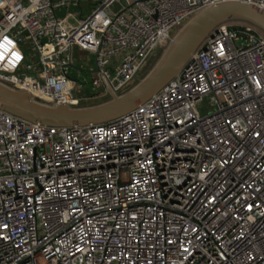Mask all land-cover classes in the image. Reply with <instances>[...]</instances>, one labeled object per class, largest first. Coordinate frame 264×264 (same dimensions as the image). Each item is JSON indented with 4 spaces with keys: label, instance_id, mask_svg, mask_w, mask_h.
I'll use <instances>...</instances> for the list:
<instances>
[{
    "label": "built area",
    "instance_id": "built-area-1",
    "mask_svg": "<svg viewBox=\"0 0 264 264\" xmlns=\"http://www.w3.org/2000/svg\"><path fill=\"white\" fill-rule=\"evenodd\" d=\"M227 1L264 10L0 0V81L75 106L108 95L103 78L124 92L179 27ZM76 47L97 56L91 95L67 76ZM0 264H264V34L219 26L158 93L106 122L59 127L0 107Z\"/></svg>",
    "mask_w": 264,
    "mask_h": 264
},
{
    "label": "water",
    "instance_id": "water-1",
    "mask_svg": "<svg viewBox=\"0 0 264 264\" xmlns=\"http://www.w3.org/2000/svg\"><path fill=\"white\" fill-rule=\"evenodd\" d=\"M225 24H249L264 34V10L238 1L222 2L200 9L177 29L153 66L129 89L117 93L108 80L103 78L110 96L105 101L77 106L54 104L0 81V107L27 120L59 127L86 126L112 120L158 93L179 73L205 39ZM96 57L93 69H85L74 63L70 67L88 73L97 72ZM67 76L79 80L69 74Z\"/></svg>",
    "mask_w": 264,
    "mask_h": 264
},
{
    "label": "rangeland",
    "instance_id": "rangeland-1",
    "mask_svg": "<svg viewBox=\"0 0 264 264\" xmlns=\"http://www.w3.org/2000/svg\"><path fill=\"white\" fill-rule=\"evenodd\" d=\"M123 4H125V2H123ZM95 6V5H93ZM120 3H116L112 9L113 10H118L120 8ZM162 51H160V53L152 60L151 64L149 65L148 69L146 70V72L153 66V64L156 62V60L158 59L159 55L161 54ZM72 60L74 62V64L83 67L85 69H91L93 67H95V54L94 53H90L86 50H82L80 48H75L73 53H72ZM69 72L76 78H78L81 82V86L78 85L76 88V94L80 95V94H86V95H91L94 91L92 89V77L93 74L92 73H88V72H83V71H79L76 69L71 68L69 70ZM145 72V73H146ZM78 89H80V92H78ZM99 91V89L97 90ZM108 98H110L109 94L104 96V97H99V98H92L89 100H86L85 102H83L81 105H90V104H95L98 102H102L107 100ZM199 111L201 114L205 115V114H209L212 113L215 109V107L213 106V101L210 97H206L199 105H198Z\"/></svg>",
    "mask_w": 264,
    "mask_h": 264
},
{
    "label": "crops",
    "instance_id": "crops-1",
    "mask_svg": "<svg viewBox=\"0 0 264 264\" xmlns=\"http://www.w3.org/2000/svg\"><path fill=\"white\" fill-rule=\"evenodd\" d=\"M75 49V48H74ZM74 49H73V51H74Z\"/></svg>",
    "mask_w": 264,
    "mask_h": 264
}]
</instances>
